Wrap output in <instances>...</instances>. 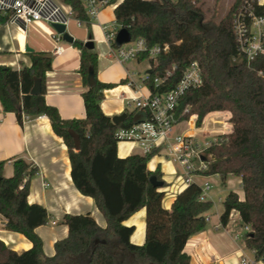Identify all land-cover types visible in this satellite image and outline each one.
<instances>
[{
    "label": "trees",
    "instance_id": "16d2710c",
    "mask_svg": "<svg viewBox=\"0 0 264 264\" xmlns=\"http://www.w3.org/2000/svg\"><path fill=\"white\" fill-rule=\"evenodd\" d=\"M63 1L83 24L91 23L82 0ZM244 1L231 0L227 11L218 16L216 5L204 7L206 0H121L114 14L119 29L127 28L133 39L144 38L148 47L168 45L151 60L153 71L143 79L152 93L173 90L185 68L192 61L200 63L203 83L181 97L176 123L196 114L199 126L211 112L230 114L231 132L207 148V169L201 174L218 175L223 182L229 175L241 178L244 199L234 191L226 194L221 223L225 226L230 212L238 210L249 226L243 235L246 247L257 262L264 263V54L248 61L237 47L233 17ZM256 11L264 13V4H256ZM8 20L0 11V25ZM73 45L80 50L79 72L87 87L82 93L85 118L63 119L57 107L47 104L46 74L52 69L49 51L30 52L31 65L20 69L0 64V101L20 124L25 117L48 116L68 147L75 186L94 198L107 225L100 226L89 213L66 214L68 235L55 242L54 255H44L35 229L48 223L50 216L44 206L28 201L30 179L38 168L15 157L13 174L5 176L1 161L0 214L7 218L8 230L24 234L33 245L17 252L0 239V264H191L185 246L192 235L207 227L206 213L213 203L201 201L202 187L190 182L169 209L163 206L168 182L160 167L150 170L147 165L157 151L118 155L116 132L133 123L135 111L119 125L113 123L101 102L105 90L115 85L97 78V84L89 88L90 69L98 73V53L78 39ZM147 56L143 52L139 59ZM36 78L42 81V92L37 95L31 94ZM155 78L162 82L156 85ZM189 104V112H184ZM70 130L80 135L79 150ZM152 175L163 181L162 187L152 185ZM142 208L146 209V236L143 244H136L131 241L135 226L124 222Z\"/></svg>",
    "mask_w": 264,
    "mask_h": 264
},
{
    "label": "crops",
    "instance_id": "0c3cea01",
    "mask_svg": "<svg viewBox=\"0 0 264 264\" xmlns=\"http://www.w3.org/2000/svg\"><path fill=\"white\" fill-rule=\"evenodd\" d=\"M120 1L118 0L117 3ZM117 3L113 5L108 19H105L106 15L102 10L100 11L96 20L101 28L107 20L113 18L115 21L114 9ZM27 30V27L23 29L19 21L8 20L0 25V52L9 53L3 56L4 58L1 57L0 64L15 69L30 66L32 60L30 52L25 50L27 45L31 46L33 51H48L37 38L33 37L29 41ZM89 38L91 36L84 35L78 40L85 42ZM57 46L65 48L60 55L55 53ZM57 46L52 49V69L46 74L45 100L47 104L57 107L63 119L85 118L86 109L82 93L87 87L79 72L80 50L73 44H69L68 47ZM98 56L97 78L102 82L115 85L104 92L105 97L101 102L103 111L111 117L124 112L129 114L127 111L129 105L124 99L126 95L132 97L151 93L142 79L144 73L150 69V61L147 58L142 60L138 58L121 63L108 53L105 56L99 54ZM130 82H134V86H130ZM196 120L197 115H191L188 120L190 126L183 132L196 130ZM131 154L143 155L142 150L136 144L118 143L119 156L125 157ZM15 157L33 162L38 168V172L30 179L28 201L44 206L50 216L48 223L35 229L43 242L44 255H54L55 242L68 235L69 227L63 221L66 214L89 213L100 226L107 225L94 198L82 194L75 186L71 177L68 147L64 139L54 132L48 116L43 114L25 117L23 124H20L16 114L5 111L0 101V162L4 161L3 174L5 176L13 174V158ZM173 162L159 153L151 157L147 164L150 170L160 167L164 179L168 185L171 184L164 188L163 206L167 209L171 207L177 194L187 185L182 179V174L175 179ZM192 180L199 186H204L206 183L210 185L208 201L213 203V207L206 213L207 227L192 235L185 246V252L191 256V263L209 264L211 258L216 257L224 264H236L241 256H249L252 252L246 247L243 237L244 222L239 211L233 209L230 212L228 223L225 226L221 223V215L225 211L224 197L221 195L234 191L243 200L245 193L241 178L229 175L223 182L218 175L196 174L192 176ZM6 222L7 218L0 214V239L17 252L31 248L32 242L24 234L8 230ZM124 223L135 226L131 241L143 244L146 236V209L142 208L135 212ZM256 264L264 263L258 261Z\"/></svg>",
    "mask_w": 264,
    "mask_h": 264
},
{
    "label": "built area",
    "instance_id": "2783aa9c",
    "mask_svg": "<svg viewBox=\"0 0 264 264\" xmlns=\"http://www.w3.org/2000/svg\"><path fill=\"white\" fill-rule=\"evenodd\" d=\"M90 22L96 20L101 9L110 0H82ZM115 4V3H114ZM256 4H264V0H245L234 13L233 30L237 47L248 61L260 54H264V13H257ZM0 11L9 16L10 21H19L26 29L29 21H43L47 24H64L68 27L72 19H76L79 26L83 23L78 19L75 10L63 0H0ZM105 41L109 45V56L121 63L138 59L139 55L147 52L149 68L152 69L151 60L168 48V45H155L148 47L144 38L131 39L120 46L115 39L118 32L110 31L106 25L102 26ZM56 41L62 40V34L57 32L52 35ZM115 44V45H114ZM63 50L62 46L56 47V53ZM145 72L142 79L147 78ZM156 85L162 80L155 78ZM203 83L202 68L198 61H192L184 70L176 87L165 93H150L149 95L132 96L126 98L129 106L135 107V113H147L145 119L132 123L128 127H120L116 135L119 142L136 144L143 155L157 151L166 146L167 158L177 162L183 169L182 179L186 184L193 182L192 176L201 174L207 169V148L216 142L221 136L231 132L229 123L230 114L227 111H214L209 113L201 125L196 124V130L192 132H174L176 123V110L181 97L189 90L199 87ZM134 86V82L129 83ZM189 104L184 112H189ZM42 117V116H39ZM190 118V117H189ZM197 121V120H196ZM202 187L199 196L201 201L208 200L210 185L206 183ZM245 231L249 226L244 224ZM196 245V243H193ZM254 256H241L236 264H256ZM209 264H224L216 257H212Z\"/></svg>",
    "mask_w": 264,
    "mask_h": 264
},
{
    "label": "rangeland",
    "instance_id": "374dc122",
    "mask_svg": "<svg viewBox=\"0 0 264 264\" xmlns=\"http://www.w3.org/2000/svg\"><path fill=\"white\" fill-rule=\"evenodd\" d=\"M230 1L231 0H206L204 7L205 8L211 7L213 9V7L216 5L217 10L219 11L218 16H221L227 11ZM113 5L114 3H110L101 9L103 13L106 15L105 19L110 18V11L112 10ZM103 25H106L110 31H116V27H118L117 23L113 20V18H111L110 20H107V22H105ZM27 29H28L27 31H28L29 41L33 37L37 38L39 41L43 43L46 50L51 51V55H52V49H54V47H56L57 45H63L65 47H68L70 44L64 41L63 39L60 41H56L52 35L55 34L57 30L53 27V25L47 24L46 22L29 21L27 25ZM67 31L70 32L71 34L73 33V35L77 39H79L81 36H84V35H86L87 37L91 36V39L94 41L96 45L94 48V51H96L100 56L101 55L105 56L108 53L109 46H108V43L105 41L104 31L98 25L97 20H93L90 24H82L81 26H79L77 23V20L72 19L69 22ZM0 45H1V42H0ZM65 53L67 54V51ZM8 54L9 53H6V52H0V59L1 57L8 55ZM126 96L124 99L128 98ZM133 110H135L134 106H127V111L129 112V114H131L130 112H132ZM188 120H190V118H188L187 120L178 122L174 127V132H183V130L188 128L190 126V122ZM160 154L167 156L168 150L166 146H163L160 149ZM173 170L175 171V179H177L178 175L183 173L182 168L175 161L173 162ZM170 185L171 184L167 185L166 187H169ZM221 196L225 198L226 194H222ZM245 232L246 231H244V233ZM249 256H253L252 253H249Z\"/></svg>",
    "mask_w": 264,
    "mask_h": 264
},
{
    "label": "water",
    "instance_id": "95a60500",
    "mask_svg": "<svg viewBox=\"0 0 264 264\" xmlns=\"http://www.w3.org/2000/svg\"><path fill=\"white\" fill-rule=\"evenodd\" d=\"M53 27L57 30V32L62 34V39L64 41H66L70 44H73L75 42L76 38L70 32L67 31V27L64 24H53ZM131 39H132V34L130 33V31L127 28H120L117 32L115 42H116L117 46H120L124 43L129 42ZM84 45L88 49H94V47H95V43L91 38L87 39L84 42ZM25 50L27 52H32L33 48H31L27 45L25 47ZM152 71H153L152 69H149V70H147V73L150 74V73H152ZM87 81H88L89 88H92L97 84V76H96V73L93 69H90V71L88 73ZM41 92H42V81L40 78H36L35 84H34L33 88L31 89V94L37 95V94H40ZM128 117H129V114L124 112L122 114L112 116V121L114 124L119 125L120 123L125 121ZM144 119H145L144 114L138 112V113L134 114L132 121H133V123H138ZM70 134L74 139L75 149L79 150L80 146H81L80 135L78 133H76L74 130H70ZM150 182L155 187H162L163 186V181L158 180L155 175H152L150 177ZM102 242L105 243L106 241L102 240ZM191 264H193V263H191Z\"/></svg>",
    "mask_w": 264,
    "mask_h": 264
},
{
    "label": "bare ground",
    "instance_id": "6f19581e",
    "mask_svg": "<svg viewBox=\"0 0 264 264\" xmlns=\"http://www.w3.org/2000/svg\"><path fill=\"white\" fill-rule=\"evenodd\" d=\"M65 51V48H63V50H61L59 53H57V54H62L63 52Z\"/></svg>",
    "mask_w": 264,
    "mask_h": 264
}]
</instances>
